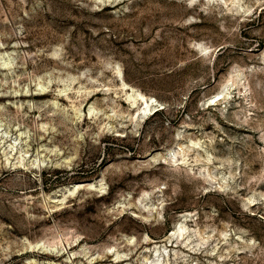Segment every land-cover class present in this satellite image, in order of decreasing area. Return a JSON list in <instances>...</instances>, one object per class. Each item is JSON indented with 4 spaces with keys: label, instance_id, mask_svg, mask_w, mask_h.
I'll return each instance as SVG.
<instances>
[{
    "label": "rangeland",
    "instance_id": "374dc122",
    "mask_svg": "<svg viewBox=\"0 0 264 264\" xmlns=\"http://www.w3.org/2000/svg\"><path fill=\"white\" fill-rule=\"evenodd\" d=\"M0 264H264V0H0Z\"/></svg>",
    "mask_w": 264,
    "mask_h": 264
},
{
    "label": "bare ground",
    "instance_id": "6f19581e",
    "mask_svg": "<svg viewBox=\"0 0 264 264\" xmlns=\"http://www.w3.org/2000/svg\"><path fill=\"white\" fill-rule=\"evenodd\" d=\"M120 71H118L119 73ZM121 76V75H120ZM122 90L125 92V98L123 103L128 105V111L129 114L131 115V118L134 122L140 123L142 121V119H145L149 114L153 113L154 111L158 110V108H161V104L158 102V100L153 97V96H147L146 94L142 93L141 91H139L138 89H136L135 87L131 86L130 84H128L127 82H125L124 80H122ZM221 93L217 94L214 96V98L212 99V101H218L221 99ZM82 188H90V189H94V183L92 182H84V183H76L72 189H70L69 187L65 190V191H75V190H79ZM100 190L103 188V185L100 184ZM67 193V192H66ZM147 207V206H146ZM185 216V215H183ZM145 219V218H144ZM174 233L176 232H183V226L182 223L180 221H177L174 227ZM172 236H168V239L171 240ZM163 239L158 240V241H154L156 242V247L163 245L162 244ZM160 242V244L158 243ZM57 243L62 246H64L63 249H68L67 245H71V242L67 240V244H65L63 242V240L61 238H59V241H57ZM69 257H72L71 254L69 255Z\"/></svg>",
    "mask_w": 264,
    "mask_h": 264
}]
</instances>
